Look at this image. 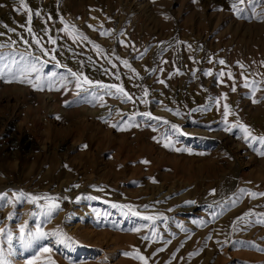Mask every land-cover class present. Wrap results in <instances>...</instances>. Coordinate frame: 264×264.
<instances>
[{"label":"rangeland","instance_id":"374dc122","mask_svg":"<svg viewBox=\"0 0 264 264\" xmlns=\"http://www.w3.org/2000/svg\"><path fill=\"white\" fill-rule=\"evenodd\" d=\"M26 2L45 18L53 17L47 26L57 40L58 51L53 54L55 60L43 57L48 61L41 73L43 90L0 80V193H6L9 200L13 192L20 191L48 195L56 198L61 208L46 218L40 215L41 209L27 201L0 207V229L14 236L11 264H142L137 250L149 258L148 264H264V251L260 250L264 249V226L252 224L245 228L238 223L235 230L232 227L233 221L249 210L264 213V197L252 199L240 194L241 189L264 192V158L253 151L260 145L249 147L238 128L230 133L223 131V109L218 110L210 100L227 93V103L236 113L229 116V121L239 117L254 134L264 135V91L256 92L259 103H252L251 98L253 80L264 89L259 83L264 79V23L238 18L230 7L235 3L245 9L243 15L248 17L252 14L249 0ZM0 5H4L0 7V32H6L2 27L6 24L30 41L27 31L18 27L25 24L26 14L14 11L19 7L17 0H0ZM255 12H264V5L256 4ZM61 17L105 53L115 51L127 59L143 79L130 81L131 73L119 61L113 60L117 68L112 69L91 44L73 43L58 31L64 27ZM89 24H102L104 29H112L113 35L102 37L88 28ZM32 27L43 37L46 48L53 47L41 31L45 27L41 18L34 16ZM120 32L125 35L119 36ZM8 37L19 40L18 35L6 33L0 41ZM118 39L134 45L135 51L119 45ZM146 48L143 59H136ZM16 51L24 52L25 46L18 44ZM190 55L199 63L189 60ZM89 57L97 67L92 66ZM210 57L212 63L208 62ZM221 59L225 65L218 63ZM56 60L104 83H121L134 99L142 96L143 90L133 85L141 84L149 89L148 102H121L105 96L107 106L100 107L90 93L75 95L74 84L67 81L69 91H56L58 83L50 91L48 74L67 76L64 67L55 66ZM101 64L111 72L119 71L121 79L105 75L99 70ZM173 65L184 74L167 79ZM160 67L165 69L163 73L146 71ZM222 68L226 73L231 70L235 92L230 90L233 81L227 76L223 78L225 84H220L215 75L202 74L209 69L216 74ZM193 69L198 70L196 77L191 75ZM242 71L248 77L249 88L243 86ZM157 77L166 79L168 87L157 83ZM207 104H211L209 111H191ZM165 106L178 109L180 116L165 110ZM145 111L161 120L135 115ZM112 123H120L126 130L112 128ZM171 124L178 125L184 134L175 133ZM167 138L172 140L170 148L163 146ZM174 148L185 150L177 152ZM142 160L150 163H140ZM213 189L215 194L210 195ZM235 198L237 202L232 205L230 201ZM112 204L131 205L141 216L163 217L154 222L158 237L150 231L152 222L125 215L128 209ZM10 214L12 219H8ZM26 221V231H34L37 224L48 233L59 229L63 235L58 239L64 242L49 236L25 248L16 237L19 226ZM136 228L140 231H132ZM143 235L149 240H142ZM169 240L171 243L166 244ZM0 246L7 249L6 242ZM44 246L52 251L41 252ZM159 248L164 251H157Z\"/></svg>","mask_w":264,"mask_h":264},{"label":"snow or ice","instance_id":"6c2138e0","mask_svg":"<svg viewBox=\"0 0 264 264\" xmlns=\"http://www.w3.org/2000/svg\"><path fill=\"white\" fill-rule=\"evenodd\" d=\"M197 0H193V3H196ZM241 2H244V0H241ZM17 3L19 7L14 8V11L21 13V10H23V14H26V21L24 25H18V27L24 28L29 37V39L25 38L24 36L20 35L19 33H16V29L9 27L6 24H3L2 27L6 29V32H0V37L5 36L6 33H14L19 36V40L12 39L11 37H8L7 41H0V50L4 49H10V51H0V80H2L5 83H27L31 87H33L34 90H43L44 83L42 81L44 80V77L41 76L42 70L44 68V65L48 62L43 59V57H49L51 60H55V56L53 55L58 51L57 47L55 45L57 44V40L53 38V36L50 34L51 29L47 26L48 21H51L53 17L51 15H48L46 18L42 15L40 10H33L30 5L26 2V0H17ZM250 6L252 7V14L248 17H245L243 13L245 12V9L238 8L235 3L230 5L231 9L233 10V13L237 15L238 18L242 19H256L259 22L264 23V12L256 13L255 12V5L261 4L264 5V0H249ZM4 5H0V7H3ZM39 17L41 18L42 22L45 24V27L41 30L44 34V36H47V43L50 45H53L51 48H46L45 44L42 42L43 37L40 36L37 32L33 31L32 27V21L33 17ZM165 19H168L167 16L164 17ZM93 19H96L93 17ZM60 23L64 25L63 28L59 29V32L65 33L69 39L72 40L73 43H83L87 42L88 44L92 45V49L97 52L98 56L107 62V64L111 65L112 69L117 68V64L113 63V60L119 61L120 65H122L125 69H127L128 72L131 73V75L128 76V79L130 81L135 80H141L143 79L140 74L136 71L134 67L129 63L127 59H122L118 55L115 54V51H113L111 54L105 53L104 49L94 41H92L87 35H85L83 32H81L79 29L76 28L75 25H70L68 22H65L63 17L60 18ZM88 28L92 29L93 31H98L99 35L102 37H108L113 35L112 29H104L103 25H87ZM69 28L72 30L69 31ZM119 36L123 37L125 34L123 32H120L118 34ZM117 43L124 47H132L135 51V46L131 45L130 43H126L124 39H118ZM185 42L177 41V44H182ZM18 44H23L25 46L24 52H17L16 46ZM33 45H35V48H33ZM188 49H191L192 46L190 44L187 45ZM166 50V49H165ZM39 52L40 54L37 55L36 52ZM148 49H144L143 52H141L136 59H143L145 53H147ZM18 57V58H17ZM189 60H192L194 63H199V61L195 60L193 56L188 57ZM89 61L92 64V66L95 68L97 67L96 63L92 61V58L89 57ZM209 63H212V58L210 57L208 60ZM162 63H168V61L163 60ZM218 63L220 65H225V61L223 59L219 60ZM239 64V62H237ZM56 67H64L67 71V76L61 75L57 77L56 73H50L48 74L47 78V86L48 90H53L54 83H58L59 87H55L56 91H60L63 89L65 92L69 91L70 89L67 88L65 81H67L69 84H74L75 88V95L79 96L81 92L84 93H90L92 96V101L99 102L100 107H106L107 101L105 100V96L111 97L114 99H118L121 102H135L136 99H138L141 103H147L146 97L149 95V89L141 84H134V87H140L143 90V95L140 97H133L131 93H129L123 84L121 83H104L101 80H96L93 78H90L88 75L84 73L82 70H73L70 67H67V65H62L59 60H56L55 62ZM239 66L244 69L245 66L242 64H239ZM84 67V65L81 63V69ZM261 67H264V62H261ZM174 70L172 72L168 73L167 79H171L174 75H183L184 73L181 72V70L178 67H175L173 65ZM99 70L103 71L105 75L112 76L116 81H119L121 79V73L119 71L111 72L109 68L103 67L101 64L99 66ZM150 74L155 73L157 71L163 73L165 71L164 68H152V69H146ZM197 69H193L191 72V75L193 77H196ZM204 76H213L215 75V78L220 84H225V80L223 79L225 76H227L228 80L233 81V83L230 85V90L232 92H235L237 90V85L235 83V79L233 77V74L231 70L227 71V73L223 70V68L216 74L213 73L211 69L204 70L202 73ZM264 76V74H261ZM241 78L245 81L244 87L249 88L250 85L248 83V77L244 74V71L241 72ZM156 82L159 84L164 85L165 87H168V84L166 83V79H161L159 77L156 78ZM259 83L264 84V79H262ZM257 91H264V89H260L257 87V81L253 80L251 82V98L252 103H259L260 100L255 98ZM210 100H213L217 109L219 110L222 107V123L224 125L223 131L225 132H232L233 128H238L240 132L242 133L241 139L249 145V147H252L254 143H258L260 147L253 148V151L255 154L260 157L264 158V135H258L254 134V130L251 128V126L244 124L240 121L239 117L236 118L235 121H229V116H235L236 113L232 110L231 106L227 103L228 100V94L227 93H221L219 97L210 98ZM223 101V103H221ZM68 103L67 101L65 102ZM163 103V102H161ZM211 109V104L203 105L198 108L191 109L192 112L196 111H209ZM165 110L172 111L173 115L180 116V111L177 109L173 111L172 109H168L165 106ZM111 113V109H109V115ZM135 115H139L142 117L147 118L148 120H161V117L153 116L151 112L145 111V112H138ZM57 119H60L59 116L56 117ZM104 119V122L107 123V118ZM131 119V118H130ZM125 125H127V121L123 122ZM164 123H168V121H164ZM136 126V125H134ZM110 127L115 128L117 130H126V128H122L120 123H112L110 124ZM171 129L179 134L183 135L184 133L181 131V128L176 124H171ZM155 139V138H154ZM168 142H166L163 146L165 148L172 147V140L171 138H167ZM84 147H87L85 145ZM175 151L180 152L184 151L185 149L181 148H174ZM140 163L148 164L150 163L147 160H142ZM156 181L153 180V183ZM73 187H79V185H73ZM215 190L210 191V195H214ZM241 196L247 195L252 199H256L258 197H264V192H254V191H248L245 189L240 190ZM13 199L9 200L6 193H0V207H3L4 204H18L22 201H27L29 204H34L37 208L41 209L40 215L51 218L54 213H56L58 210H60L61 205L56 201V198L44 195V196H38L33 194H26L23 191L20 192H13L12 193ZM94 198V197H93ZM64 199H68L67 197H64ZM77 200L80 199V197L76 198ZM238 198L232 199L230 203L232 205H235ZM40 201H44L43 204L39 203ZM194 203V202H189ZM121 207L122 209H128L127 212H125V215H128L129 213L132 216L141 217L145 221L152 222V226L150 227V231L153 233V237H158V233L156 232V229L154 227V222L157 219H163V217L158 216H151V215H145L141 216V213L136 211L135 208L131 205H117L112 204V207ZM145 208H148V205L144 206ZM171 210V209H170ZM33 216L36 215V213H32ZM12 214L9 215L8 219H12ZM242 224L243 227H248L252 224H259L264 226V213H254L252 210H249L248 212L244 213L243 215L237 217L233 223L232 227L233 230H235L237 224ZM144 227H149V225H144ZM27 229V221L19 226V236L16 237V239L19 240V242L25 247V248H31L35 242L46 239L49 236L57 237V239L63 235L59 229H57L55 232L48 233L42 230L39 224H37L35 230ZM132 231H140L139 228L133 229ZM190 238V237H189ZM67 239V238H65ZM141 239L144 241L149 240V237L147 235L141 236ZM208 239H211V236L208 237ZM13 240L14 236L10 231H5V229H0V244L5 243L7 244V249L0 246V264H11V260L9 257L12 255V247H13ZM58 242H64L59 241ZM166 244L171 243V241H166ZM219 243V242H218ZM183 245H181L182 247ZM261 251H264V249H260ZM41 252L49 253L52 251L50 247L44 246L40 249ZM157 251H164V248H159ZM198 253H189L190 256L197 255ZM125 256H130L132 253H124ZM155 255V253H153ZM137 258L142 262V264H148V257L144 255H140L139 251L137 250L136 253ZM28 264H33V261H29Z\"/></svg>","mask_w":264,"mask_h":264},{"label":"bare ground","instance_id":"6f19581e","mask_svg":"<svg viewBox=\"0 0 264 264\" xmlns=\"http://www.w3.org/2000/svg\"><path fill=\"white\" fill-rule=\"evenodd\" d=\"M24 137V136H23Z\"/></svg>","mask_w":264,"mask_h":264}]
</instances>
